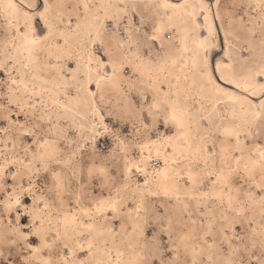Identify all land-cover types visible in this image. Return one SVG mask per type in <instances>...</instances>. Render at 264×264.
Here are the masks:
<instances>
[{"label":"rangeland","instance_id":"1","mask_svg":"<svg viewBox=\"0 0 264 264\" xmlns=\"http://www.w3.org/2000/svg\"><path fill=\"white\" fill-rule=\"evenodd\" d=\"M7 1L0 264H264L259 87L217 113L189 49L195 28L168 0H119L116 14L113 0H49L53 33L31 51L24 17L42 0L21 21ZM215 11L213 70L233 57L242 81H258L264 0H217Z\"/></svg>","mask_w":264,"mask_h":264},{"label":"bare ground","instance_id":"2","mask_svg":"<svg viewBox=\"0 0 264 264\" xmlns=\"http://www.w3.org/2000/svg\"><path fill=\"white\" fill-rule=\"evenodd\" d=\"M31 2L32 1L30 0H8L7 6L9 10L12 11V13H15L16 19L21 21L20 15L21 13H23V9H21V7H27V9H29L28 6L30 5ZM120 2L121 1L119 0H113V2L110 4V6H112V11L115 14L119 13L121 9L119 5ZM168 2L172 6L178 7V9H173V10L176 11V14L181 15V17L186 22L185 23L186 26L188 27L193 26L195 28V42H193V44L190 46L189 49L192 50L191 51L192 58L195 60V63L198 66L197 70L195 69V72L198 78H200V74H202L201 70L203 71V63H206V69H207V75H208L206 76L209 78V81L213 83L212 89L214 91V101L212 102H213V107L215 108L217 113H221L223 108L231 112V110H234V106L237 105L239 102H241V100H243L244 98H249L246 95V92L249 90L248 86L253 84V85L258 86L259 88L251 89L250 91L254 95L258 96L257 99L261 98V101L259 102L257 101V99L253 100L252 98H251L252 100L250 99V101L254 106L255 116H258L259 114H261L262 113L261 111L263 109L262 105L264 104V93H261V92L262 91L264 92V83H261L259 80L264 79V71L259 73L258 81H255L250 84H246L237 75L236 68L234 67L233 57L227 58L228 66H225V63L227 61H219L217 62V65H216V71L213 70V67H212L213 61L210 59V53H211L210 50L212 48L211 44L215 42L214 34L216 32V29L218 28L217 23H215V20L213 18V14L214 16H217V13L215 11V4L217 0L213 1L214 3L212 7H210L207 0H168ZM42 4H43L42 13L38 12V14L36 15H33L32 13V15L35 17L34 21L32 19V16L28 15L24 17L25 21L30 22V28H31L32 35L31 34L25 35L24 32L20 30L22 32V35L24 34L23 35L24 37L21 40L24 42V44H27L28 51H31L35 44H39L42 38H44V36H48L53 33L52 28L47 19V9L49 7L50 1L42 0ZM39 20H40V25L42 24V27L44 28V32H41V29L39 28L40 26ZM220 28L222 30V33L224 34L223 36L225 37L226 36L225 30H223L221 26ZM98 32H99V28L97 29L96 27L95 35ZM100 43L101 42L98 41V45H100ZM228 46H229V43H228ZM229 48L230 47H228V49ZM107 66L109 67V62L107 63ZM111 73L112 72H110V74ZM72 115L74 116V114ZM217 117H220V116H217ZM241 117L243 118L244 116H241ZM260 158L264 159L263 153H261ZM102 207L104 209H107L108 211L112 209H116V205L114 201H111V202L105 201Z\"/></svg>","mask_w":264,"mask_h":264}]
</instances>
